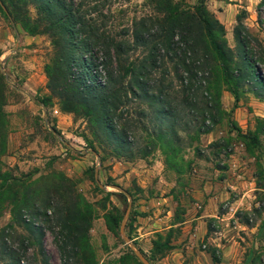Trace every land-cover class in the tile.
Segmentation results:
<instances>
[{"label": "trees", "instance_id": "1", "mask_svg": "<svg viewBox=\"0 0 264 264\" xmlns=\"http://www.w3.org/2000/svg\"><path fill=\"white\" fill-rule=\"evenodd\" d=\"M109 4V0H0V11L28 34L50 38L52 52L45 64L47 89L61 111L86 118L94 139L100 146L111 147L117 157L143 159L159 150L166 168L179 182L191 170L195 158L208 159L200 147L201 136L228 116L222 106L223 91L232 95L233 108L238 107L242 88L264 101V46L245 24L244 9L236 14L232 28L235 44L231 47L224 24L204 0L193 4L144 0L147 12L122 28L113 21ZM263 7L264 0H260L258 15ZM38 102L47 106V98ZM256 120L264 127V119ZM233 128L244 135L238 126ZM248 139L252 146L259 145L257 134ZM88 143L98 153L99 149L108 152L103 146L97 150L93 140ZM219 146L229 152L220 139L207 147L214 148L216 156ZM216 168L225 170L227 166L216 164ZM42 180L22 181L0 166V214L5 206L11 214V222L0 230L2 254L9 256L11 264H20L19 253L5 241L6 229L24 225L34 242L21 239L19 248L25 251L36 243L40 263L51 264L42 247L43 227L24 218L28 213L33 219L43 217L58 227L62 264H80L87 259L94 264L88 241L91 205L63 174L52 172L39 186ZM259 188L264 184L257 181ZM112 209L115 215L108 219L118 230L123 212L116 206ZM244 213L239 222L249 225ZM235 216L241 218L240 212ZM170 238L171 232L157 233L151 256L172 248ZM209 253L215 263L219 262L215 249ZM130 255L137 260L131 251ZM144 256L149 262L153 260ZM247 260L244 264L255 263L253 257Z\"/></svg>", "mask_w": 264, "mask_h": 264}, {"label": "rangeland", "instance_id": "2", "mask_svg": "<svg viewBox=\"0 0 264 264\" xmlns=\"http://www.w3.org/2000/svg\"><path fill=\"white\" fill-rule=\"evenodd\" d=\"M143 1L109 0L113 21L120 24L117 26L121 28L128 26L135 17L147 12V8L142 5ZM244 22L264 46V7L259 15L257 11L252 17L248 14ZM12 23V19L0 11V87L2 89L0 101L3 98L2 112H0V166L10 170L22 181L29 182L42 178L39 186H43L48 181L46 177L52 172L61 173L72 181L76 191L92 207L93 217L88 231V241L94 252V264H143L128 242V233L131 234L132 225L137 220L136 211L129 210L125 221L126 228L124 227L123 230L120 227L115 230L108 219L109 216L115 215L112 207L116 206L123 212V220L129 202L123 192L112 186L103 188L102 185H118L127 193L131 192L133 196L143 197L142 194H145L138 181H135L136 177L121 181L111 177L109 174L114 172L115 164L129 161L139 169L156 166L155 170L157 172L161 170L163 175L162 177L157 175L155 180L149 181L152 187L148 193L152 196H160L164 186L175 181L172 189L174 195L186 199V194L183 192L193 183L192 178L194 180L196 176H207L211 171L215 173L216 164L228 167V159L232 154H237L242 160H246L242 164L246 170L244 177L254 178V185L249 188L251 189L249 195L241 199L239 198L242 197L245 189L242 187L231 189L230 199L221 202L218 206V213L225 215L221 218H212L208 222L211 232L209 236L214 237L215 240L205 239L197 247L210 252L215 249L219 262L215 263L211 260L209 264H244L246 258L249 261L252 257L255 260L254 264H264V188L256 189L257 181L260 185L264 184V127H260L256 120V118L264 119V101L255 97L248 89H240L238 108L235 109L230 105L232 109L230 107L227 110L228 116L224 117L210 133L201 136L200 147L208 156V160L195 158L191 170L177 182L176 174L166 168L159 150L143 159L117 157L111 147L104 144L102 146L108 152L98 150L103 147L94 139L90 122L81 116L61 111L57 100L49 97L45 64L49 61L52 52L50 38L46 34L30 35L20 25ZM226 40L229 46H234L232 29L226 31ZM255 48L258 49V46L255 45ZM42 98H47V106L38 102ZM221 101L223 105L226 104L224 97ZM234 126H238L244 135L237 134ZM252 134H257L258 146L250 144L248 137ZM218 139L227 144L229 152L219 146L220 151L215 156L213 155L215 149L207 146L211 141ZM89 140H93L99 153L90 147ZM188 157L192 158V151H189ZM118 171L121 174V169ZM218 174L224 175L225 172L221 171ZM141 179L148 183L149 179L145 174H141ZM120 194L126 197V201ZM232 201H236L233 210L230 209L233 206L230 204ZM237 211L240 212L241 218L235 216ZM180 212L181 206L178 205L175 209L176 218H179ZM228 212L232 214L230 219ZM244 212H247L249 225L239 222L244 217ZM47 214L50 215L51 210H48ZM24 218L34 220L43 227L44 252L48 255L51 264H62L57 247L58 227L53 225L52 221H44L43 217L33 219L28 213ZM10 222L11 214L8 206H5L0 214V230ZM6 233L5 241L11 249L19 253L20 264H41L36 243L25 251L19 248L21 239L29 238L34 242L30 231L24 225H13L6 229ZM197 247L191 252L183 248L182 254L185 259L182 257V264H205L200 263ZM178 248L181 249L182 245ZM130 251L137 260L130 255ZM2 252L0 249V264H11L9 256ZM126 257V262L120 263V260ZM80 264L93 263L87 259Z\"/></svg>", "mask_w": 264, "mask_h": 264}, {"label": "crops", "instance_id": "3", "mask_svg": "<svg viewBox=\"0 0 264 264\" xmlns=\"http://www.w3.org/2000/svg\"><path fill=\"white\" fill-rule=\"evenodd\" d=\"M184 1L193 4L198 0ZM204 1L207 8L224 24L226 31H229L236 22V14L244 9L247 11V15L249 14L252 17L260 0ZM222 97L226 100V104L223 105L222 103V106L227 111L231 107L230 105L233 107L234 99L228 91H223ZM245 162L246 160H242V157L232 154L228 159L227 169H214L215 173L211 171L207 176H196L194 180L192 178L191 182L193 183L183 192L186 194V199H180V196L176 197L174 195L172 189L175 181L167 184L168 186H164V190H162L164 193L162 192L160 196H152L148 193L151 190L150 187H152L149 181L155 180L157 175L160 177L163 175L161 170L158 172L155 170L156 166H145L139 169L137 165L129 161L115 164L114 172L109 174L111 177L116 178V181L136 177L135 181H138L137 183L142 187V192H145V194H142L143 197L133 196L128 192V205L130 209L136 211L137 219L132 225L131 238L128 237L129 242L140 252L142 251L146 256L153 258L152 263L148 261L150 264H182L184 247L187 252H191L203 240H215L214 237L209 236L211 232L208 222L212 218H221L225 215V213H218V206L221 202L230 199L231 189L240 187L245 189L239 199L244 198L247 194L249 195V190H251L249 188L253 187L254 178L248 177V179H245L246 170L242 166ZM117 169H121V174ZM221 171L225 174H218ZM141 174L146 175L149 179L148 183L141 179ZM235 202L230 203L233 204L230 207L231 210L235 208ZM178 205L181 206V212L179 218H176L175 209ZM231 217L232 214L229 213L228 218ZM167 232H171L170 244L173 247L162 255L152 257V253L154 254L152 242L156 238V234ZM180 245H182L181 249L178 248ZM196 251L198 252V258L201 260V262L198 260L200 263L209 264L211 260L213 261L208 250H201L197 247Z\"/></svg>", "mask_w": 264, "mask_h": 264}, {"label": "water", "instance_id": "4", "mask_svg": "<svg viewBox=\"0 0 264 264\" xmlns=\"http://www.w3.org/2000/svg\"><path fill=\"white\" fill-rule=\"evenodd\" d=\"M12 24H13V23H12ZM98 160H99V159H98ZM99 162H100V161H99ZM107 186H112V187H114L115 189H117L119 192H123L125 195L129 196L128 193H127L123 188H121V187L118 186V185H109V184H104V185H102L103 188H106ZM129 210H130V206L128 205V207H127V209H126V213H125V215H124V218H123L122 223H121V226H120L121 230H123L124 227H125V221H126V219H127V216H128V212H129ZM128 242H129V240H128ZM129 244H130L131 248L134 250L135 254H136V255L139 257V259L143 262V264H150V263L148 262V260L144 257V255H143L138 249H136L132 243L129 242Z\"/></svg>", "mask_w": 264, "mask_h": 264}, {"label": "built area", "instance_id": "5", "mask_svg": "<svg viewBox=\"0 0 264 264\" xmlns=\"http://www.w3.org/2000/svg\"><path fill=\"white\" fill-rule=\"evenodd\" d=\"M55 112H57V110H55Z\"/></svg>", "mask_w": 264, "mask_h": 264}]
</instances>
